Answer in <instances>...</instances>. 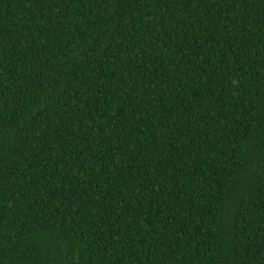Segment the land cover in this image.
<instances>
[{"label":"trees","instance_id":"trees-1","mask_svg":"<svg viewBox=\"0 0 264 264\" xmlns=\"http://www.w3.org/2000/svg\"><path fill=\"white\" fill-rule=\"evenodd\" d=\"M0 264H264V0H0Z\"/></svg>","mask_w":264,"mask_h":264}]
</instances>
